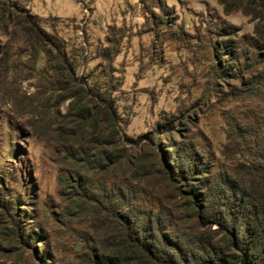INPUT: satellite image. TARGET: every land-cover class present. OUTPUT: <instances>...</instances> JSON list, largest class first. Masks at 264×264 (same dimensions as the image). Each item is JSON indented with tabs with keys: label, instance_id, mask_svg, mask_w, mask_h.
<instances>
[{
	"label": "rangeland",
	"instance_id": "1",
	"mask_svg": "<svg viewBox=\"0 0 264 264\" xmlns=\"http://www.w3.org/2000/svg\"><path fill=\"white\" fill-rule=\"evenodd\" d=\"M1 2L40 16L59 48L41 51L0 8V208L15 229L0 219V264H84L101 184L122 185L167 234L217 239L220 221L198 222L207 197L198 206L191 189L220 216L264 193V0L247 13L232 0ZM97 148L103 172H87ZM77 172L80 188L66 187Z\"/></svg>",
	"mask_w": 264,
	"mask_h": 264
},
{
	"label": "trees",
	"instance_id": "2",
	"mask_svg": "<svg viewBox=\"0 0 264 264\" xmlns=\"http://www.w3.org/2000/svg\"><path fill=\"white\" fill-rule=\"evenodd\" d=\"M237 7L242 6V11L247 13L246 1L232 0ZM240 5V6H239ZM0 8L4 12L3 17L6 21H12L20 33L26 39L33 40L41 51H55L59 48L58 39L48 32L40 24V16L32 13L23 4L7 6L1 2ZM58 57L57 54L49 58L50 60ZM103 99V97L101 98ZM170 137V134H166ZM105 137V136H103ZM97 160L93 167L87 168V172H103L102 163L104 149H96ZM81 157V156H80ZM84 163V162H82ZM215 182L221 184L219 189L225 185L222 180ZM66 187L78 189L82 185L79 172L74 175V179L67 178ZM235 189H240L230 181ZM123 186L119 185L117 191L107 193V185L101 184L95 187L92 196L96 198V212H101L102 218L99 219V232L95 238L97 246H91L89 256L84 264H264V193L253 197L247 203L240 200L226 203L227 213L224 216L217 215L210 209L213 204L208 201L211 193L205 194L200 191H192L198 203L203 197H207L208 208L199 210L198 222H207L209 219L220 221L221 228L219 238H214L208 232L199 231L192 228L189 234L175 233L167 234L171 230L169 223L163 221L160 215L141 212L140 209L132 208L121 191ZM226 188V186H225ZM194 191V192H193ZM221 193L224 190H220ZM99 196L96 197V195ZM241 195V196H240ZM239 197L245 196L240 193ZM90 196V195H89ZM86 194H79L76 198L68 202L74 210H79L84 206ZM114 201L115 204H112ZM243 202V203H242ZM189 204L191 201L189 200ZM200 206V203L199 205ZM247 208L249 215H242L236 211L231 215L232 208ZM69 207V208H70ZM249 207V208H248ZM235 211V210H234ZM0 208V219L3 218L10 225L14 232L12 219L9 218ZM238 213V214H237ZM13 241L10 249H16L15 244H20V239L16 234L8 236ZM188 240H187V239ZM7 246L0 242V254L6 255ZM40 259L45 258L42 252Z\"/></svg>",
	"mask_w": 264,
	"mask_h": 264
}]
</instances>
